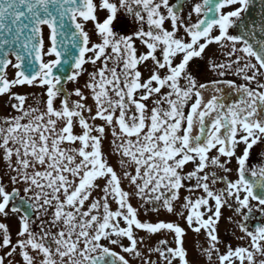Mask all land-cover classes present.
<instances>
[{"label":"snow or ice","instance_id":"6c2138e0","mask_svg":"<svg viewBox=\"0 0 264 264\" xmlns=\"http://www.w3.org/2000/svg\"><path fill=\"white\" fill-rule=\"evenodd\" d=\"M257 2L259 21L252 16ZM187 5L0 0V96L18 113L0 120V160L8 178L5 184L0 177V217L19 216L15 241L9 225L0 222V264H17L14 256L22 264H197L185 246V229L141 221L132 198L152 211L163 207L203 232L207 246L201 253L209 262L215 255L218 264H264V223L249 227L264 220V165L249 163L254 147L264 150V0H198L185 15ZM118 26L133 31L121 34ZM213 44L227 62L210 60L218 79L198 83L189 66ZM87 64L95 70L89 72ZM9 68L15 69L13 78ZM229 73L244 83L224 79ZM68 83L77 86L69 91ZM24 85L42 89L36 106L13 91ZM221 85L239 99L228 103ZM209 89L219 95L205 102ZM188 164L192 169L184 172ZM182 188L193 195L176 209ZM96 190L99 198L93 197ZM197 191L202 194L194 196ZM225 208L247 244L226 245L221 253L218 225ZM37 221L39 231L33 228ZM135 230H167L175 246L163 239L160 247H145Z\"/></svg>","mask_w":264,"mask_h":264},{"label":"flooded vegetation","instance_id":"af4514ba","mask_svg":"<svg viewBox=\"0 0 264 264\" xmlns=\"http://www.w3.org/2000/svg\"><path fill=\"white\" fill-rule=\"evenodd\" d=\"M172 2H175V0H172ZM195 2H198V0H188V5L185 7L184 9V14L186 15L188 11H190L191 5ZM196 17L193 16V21H195ZM166 28L170 29V24L166 22L165 24ZM86 30H88L90 33L93 30V25L91 22H89L86 25ZM117 31H120L121 34L127 33V34H131V32L133 31V28L131 26H128L126 28H120L119 26L117 27ZM93 42H96V37L93 35L92 37ZM138 47H140L138 45ZM141 51H143V49H140ZM223 50L219 48V46L213 44L210 45L208 49H206V55L204 59H196L193 62H191L190 66H189V71L192 72V74L196 77L198 83H207L210 84L212 81L218 79L216 73L214 71L211 70L210 67V60L215 61L216 63H220V62H227V57L226 56H222L220 53ZM233 59H235V57H233ZM253 62H255L253 60ZM149 64L151 63L150 61L148 62ZM142 72H144V77L148 76V70L146 68H141ZM163 74V72L161 73ZM224 79L227 80H233L235 81L237 84L240 83H244V81L235 75L232 74H228L224 77ZM261 82H264V79L261 78ZM221 87L224 88V95L227 98V102L231 103L232 101H236L239 99L238 95L232 94L231 96H229V93H231L233 90L232 89H228L225 86L221 85ZM166 89H162V93L165 92ZM219 95L218 93H214L211 89L204 91L203 92V99L205 102H207L208 99H210L212 97V95ZM155 98V97H153ZM2 97H0V101H1ZM4 103V104H3ZM0 102V115L4 114L8 111H10V107L6 105V102ZM148 107L151 108L152 102L151 99L147 102ZM166 107V105H165ZM187 111V109H186ZM213 152H215V150H213ZM238 155L240 154L239 152L237 153ZM223 159V158H222ZM109 163L112 164L113 161L112 159L109 160ZM251 165L254 166H260V165H264V150H262L260 147H254V149L252 150V156L249 162ZM229 167H231L233 169V172L229 175V179H235L236 178V173H235V169H236V162L235 160L232 161V163L229 165ZM192 169V165L188 164L185 166L184 172L190 171ZM6 172V168L5 165L3 163L2 160H0V177H3V182L5 184H8V178L5 175ZM101 184L103 185L105 183L104 180L100 181ZM194 183V182H193ZM101 185V186H102ZM221 185H216L217 188H219ZM10 190V187H9ZM23 194V193H22ZM202 193L200 191H197L194 196H199ZM189 195H193L191 193H189L186 188H182L179 192V196L181 197L180 201H176L174 202V207L176 209L180 208L181 203L183 202V197L185 196H189ZM93 197H95V194H93ZM96 198V197H95ZM87 204V202H86ZM142 202L139 200V211L140 213V220L141 221H146V222H150V223H156L159 221H164V222H173V223H177L179 224L181 227H183L185 229V237H184V242H185V246L189 251V255L191 258H194L197 261V264H218V260L216 258L215 255H213L211 262L208 261L207 256L203 255L201 253V247L204 246L206 247V238L203 234V232H201V234H197L194 231H192L191 229H189L187 227L186 221L184 218L175 215L173 213H169L167 212L163 207L160 208L159 211H152V205L150 204H145L143 207H141ZM202 210V209H201ZM222 218L221 221L218 225V235L221 241L220 244V251L221 253H223L225 251V246L226 245H231L233 248L238 247V246H245L247 244V241H241L240 239H238V235H239V229L236 228V226L233 223H230L228 220V217L232 216L233 213L230 209H222ZM185 215H187V212H185ZM257 217H259V214L257 213ZM236 219H239L238 217ZM0 222H5L9 225L10 230H11V234H12V238L13 241L16 240V233L19 230V216L18 215H11L9 216L7 219H4L2 217H0ZM39 221L36 222L35 225H33L34 230L39 231ZM256 223H264V220H253L250 222L249 227L251 228L252 225L256 224ZM145 231L143 230H138L137 236L138 239L140 237H144L145 240ZM153 242L152 243H148V241L146 242L145 240V247H151V248H155V247H160L161 245L159 244L160 240L163 239H167L170 244L172 246H175L174 243H172V235L170 233L167 232V230H162L161 232L155 233L153 234ZM241 243H243L241 245ZM124 245H127L128 243H123ZM109 246L110 248H113L110 245H106ZM121 255H125L126 258L131 259L129 254H125V253H119ZM13 259L15 261H17V264H22V260L19 256H14ZM152 260H157V254L153 253L151 256ZM131 264H140V262L138 260H132Z\"/></svg>","mask_w":264,"mask_h":264},{"label":"rangeland","instance_id":"374dc122","mask_svg":"<svg viewBox=\"0 0 264 264\" xmlns=\"http://www.w3.org/2000/svg\"><path fill=\"white\" fill-rule=\"evenodd\" d=\"M46 37H47V36H46ZM45 43H46V46H47V43H48V42H47V39H46ZM45 59L47 60V59H49V57H45ZM13 62H15V59H13ZM14 73H15V69L10 68V69H9V73H8V77H9V78H13V77H14ZM86 81H87V79H86V80H81L80 82H78V85L82 87V86L85 84ZM76 86H77V85H75V87H76ZM23 87H25V86H23ZM25 88H26V87H25ZM26 89H27V88H26ZM13 91H14V89H13ZM15 92H19V93L23 94L22 91L20 90V88H19L18 90H16ZM23 92H24V91H23ZM86 94H87V93H86ZM89 103H92L91 100H89ZM6 105L9 106L7 103H6ZM96 123L99 124L100 121H97ZM75 131H76L77 133H79V132H80L79 127H77ZM110 139H111V136L109 135L108 140H110ZM108 140H106L105 143H104V145H103V147H105L106 149H110V146H109V142H108ZM112 157H113V159L116 160L115 156H112ZM119 169H120V168H119ZM123 184H124V187H125L126 190H130L127 181H123ZM135 199H136V198H132L133 202L135 201ZM123 240H126V238L123 239ZM104 241L106 242L107 240H104Z\"/></svg>","mask_w":264,"mask_h":264},{"label":"water","instance_id":"95a60500","mask_svg":"<svg viewBox=\"0 0 264 264\" xmlns=\"http://www.w3.org/2000/svg\"><path fill=\"white\" fill-rule=\"evenodd\" d=\"M252 16L256 18L257 21H259L260 16V5L257 2L255 8L252 10Z\"/></svg>","mask_w":264,"mask_h":264}]
</instances>
